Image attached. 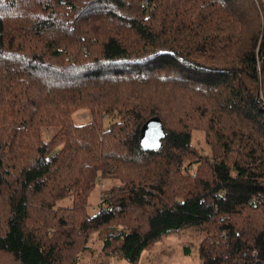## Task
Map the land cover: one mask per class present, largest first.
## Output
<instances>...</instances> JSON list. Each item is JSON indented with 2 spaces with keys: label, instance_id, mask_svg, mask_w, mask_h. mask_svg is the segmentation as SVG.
<instances>
[{
  "label": "trees",
  "instance_id": "trees-1",
  "mask_svg": "<svg viewBox=\"0 0 264 264\" xmlns=\"http://www.w3.org/2000/svg\"><path fill=\"white\" fill-rule=\"evenodd\" d=\"M194 129L214 153L187 176ZM98 175L119 182L90 215ZM116 224L123 261L90 264L188 226L200 264H264V0H0V264H82L50 227Z\"/></svg>",
  "mask_w": 264,
  "mask_h": 264
},
{
  "label": "rangeland",
  "instance_id": "rangeland-1",
  "mask_svg": "<svg viewBox=\"0 0 264 264\" xmlns=\"http://www.w3.org/2000/svg\"><path fill=\"white\" fill-rule=\"evenodd\" d=\"M73 117L78 124L92 120L90 110L84 107L78 108L74 112ZM104 121V125L108 126L110 122L114 121V117L106 118ZM55 129L53 127L46 129L44 136L49 138ZM145 141L148 144L151 143L148 138ZM192 144L197 152L194 159L196 161H192V163L185 162L183 174L187 176H193L199 171V160L202 157L211 159L214 153V149L206 141V133L202 129L192 130ZM118 182V179L114 177L98 175L95 180V186L87 198L86 210L88 214L94 215L99 210L100 204H103V199L108 196L111 197V188ZM74 199V194L67 191L63 198L56 201L54 208L72 207ZM137 210L139 212L140 209ZM121 227L118 224L104 226L90 231L88 235H74L76 234V230L70 229V227H66L65 231H60V234L56 232L55 227H50L52 229L50 232L54 236L60 237V243L66 249L70 244H75L74 253L78 261L82 264H90L93 262H122L123 259L118 253L110 252L104 247L105 239L109 233ZM209 232L207 229L188 226L182 230L164 235L143 251L140 262L142 264H200L201 257L199 248L204 238L207 237L210 239L211 233ZM67 233L73 234L74 236L68 237L66 235ZM187 250H189V253L186 252Z\"/></svg>",
  "mask_w": 264,
  "mask_h": 264
},
{
  "label": "water",
  "instance_id": "water-1",
  "mask_svg": "<svg viewBox=\"0 0 264 264\" xmlns=\"http://www.w3.org/2000/svg\"><path fill=\"white\" fill-rule=\"evenodd\" d=\"M145 129L149 131L152 138H156L158 135L163 134V129L160 126L158 120H151L145 125Z\"/></svg>",
  "mask_w": 264,
  "mask_h": 264
}]
</instances>
